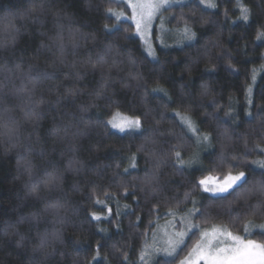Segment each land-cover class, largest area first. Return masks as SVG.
<instances>
[{
	"label": "clouds",
	"instance_id": "1",
	"mask_svg": "<svg viewBox=\"0 0 264 264\" xmlns=\"http://www.w3.org/2000/svg\"><path fill=\"white\" fill-rule=\"evenodd\" d=\"M253 68L264 0H0V264H264Z\"/></svg>",
	"mask_w": 264,
	"mask_h": 264
},
{
	"label": "snow or ice",
	"instance_id": "2",
	"mask_svg": "<svg viewBox=\"0 0 264 264\" xmlns=\"http://www.w3.org/2000/svg\"><path fill=\"white\" fill-rule=\"evenodd\" d=\"M146 43L149 44V50H151L150 42L146 41ZM262 75H264V72H261L260 69L258 68H253L250 73V79L251 81H256L258 76H262ZM248 94L250 97L253 94V89L251 87L248 88ZM184 119L189 125H191V121L187 117H185ZM110 123L112 124L113 127L122 129L127 126H130L132 121L128 117L122 115L120 112L117 111L116 113L113 114ZM209 179L211 180L212 178Z\"/></svg>",
	"mask_w": 264,
	"mask_h": 264
}]
</instances>
